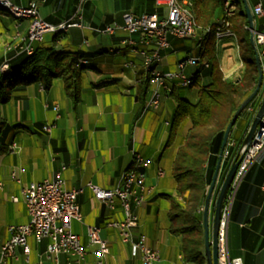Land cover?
<instances>
[{
    "label": "crops",
    "instance_id": "crops-1",
    "mask_svg": "<svg viewBox=\"0 0 264 264\" xmlns=\"http://www.w3.org/2000/svg\"><path fill=\"white\" fill-rule=\"evenodd\" d=\"M11 1L18 5L35 1L39 15L50 23L65 21L76 12L73 20H79L82 26L67 28L56 40L50 33L43 38L42 44L78 51L80 56L88 58V63L82 72L81 99L75 107L64 93L59 78H54L48 89H44L39 81H33L24 89L13 92L10 99L0 105V113L7 123L13 121L14 126H22V139H13L14 146L0 153V182L3 186L0 190L7 192L10 198L17 196V193L21 195V186L30 181L53 177L63 164L61 176L66 187H83L76 196L82 221L71 220V229L79 235L86 253L82 260L72 261L71 264H98L99 260L102 264H142L137 249L129 242L121 241L117 229L105 225L107 221L122 218L118 201H115L113 207H108L94 196L87 183L102 188L113 187L121 172L130 165L133 151L151 159L157 155L155 161H150L145 168V183L153 185V190L134 209L138 224L133 232L144 233L146 242L158 251L161 264H187L180 249V235L172 234L168 230V210L158 213L152 207L153 200L165 192L158 183V177L164 173L156 174V169L160 168L159 159L167 146L174 144L173 155L175 151L174 142L165 146L175 101L172 96L167 95L162 98L158 107H143L138 111L139 84L134 80L135 66L124 65L128 58L134 57L127 47L118 49L123 47L119 38L125 32L118 29L113 34H104L93 29L110 21L121 24V13L124 11L141 13L155 9L153 11L162 12L163 4H157L155 0ZM254 3L252 1L250 8ZM257 24L260 25L259 21ZM257 24L255 22V26ZM26 25V19L16 23L7 13L0 11V43L17 27L21 31L25 30ZM170 42L171 47L162 51V59L155 65L157 70L176 69V62L180 58L174 56L170 60L169 54L181 49L183 44L181 40L173 38ZM2 56L0 54V61ZM191 69L193 68L190 67L188 71ZM45 102L51 104L46 106ZM54 104L57 105L56 110L52 108ZM249 116L250 110L247 109L242 115L241 123L234 130L232 140L243 134V124ZM28 124L33 126L32 131ZM43 124H52L49 132L42 128ZM38 131L46 134L43 136L47 143L44 145V152L49 150L51 157H55L49 161L37 160L40 157L33 149L34 139L30 138L31 143L24 138L28 133L35 134ZM65 132H69L73 141L74 146L71 149L66 147ZM235 148L231 149L228 157H233L238 147ZM57 157L62 160H57ZM228 157L224 159L227 160ZM223 160L209 201V234L213 204L221 184L219 174L225 170ZM263 186L264 149L246 169L230 203L226 231L227 253L229 258H239L241 264H264ZM169 190L172 192L169 194L175 195L174 178ZM11 201L16 204L18 213L22 212L23 215L13 216V222L9 224L26 222L29 216L23 200L22 206L18 204L19 198ZM87 225L100 227V236L107 241V253L98 255L97 246L88 243ZM5 229V233L0 234V244L9 236L7 228ZM27 242L30 248L27 264H53L44 255V242H37L33 235L27 236ZM16 253L17 258H7L5 264H26L21 246L16 247ZM70 259L72 258L64 253L58 255L60 264H65Z\"/></svg>",
    "mask_w": 264,
    "mask_h": 264
},
{
    "label": "trees",
    "instance_id": "trees-1",
    "mask_svg": "<svg viewBox=\"0 0 264 264\" xmlns=\"http://www.w3.org/2000/svg\"><path fill=\"white\" fill-rule=\"evenodd\" d=\"M224 1L192 0L189 9L206 29L202 35L195 38L199 48L193 55L198 57L199 65L191 69L187 86H178L167 94L175 101L165 143V146L175 143L171 162L175 195L174 197L171 194L162 195L170 199L167 212L168 230L172 234L180 235V249L187 264H206L202 225L205 194L217 160L224 129L240 102L253 90L257 81L254 49L249 40L247 17L242 0H229V4L235 6V10L226 19L230 31L241 37L238 48L248 55L242 56L243 67L236 76H224L221 71L218 61L220 46H216L215 42L216 39L218 41L229 35L216 36V21L212 19L216 15L222 16L225 13ZM246 1L249 3L259 0ZM261 2L264 7V0ZM153 10L155 9L149 11ZM0 11L5 12L1 7ZM58 36L59 34H53V39L56 40ZM121 48L124 46L118 49ZM7 57H10L9 69L0 73V105L7 102L13 92L24 89L33 81H39L44 89H48L54 78L62 81L64 93L70 98L73 107L80 101L82 72L88 63V58L80 56L78 51L38 44L32 53L11 51ZM133 57L126 61L139 60ZM3 60L4 58L0 63ZM202 61L207 62V66H203ZM185 87L193 88L194 100L177 93V89ZM147 88L148 77L145 76L139 84L138 111L143 108ZM263 94L264 90L261 92L259 90L257 96L246 105L231 126L228 137L233 139L236 129L234 125L250 106L252 110L243 124L244 132L239 138L234 139L236 142L234 141L233 147L239 146ZM181 126L184 128V134L177 138V129ZM7 127V121L0 113V153L6 152L13 142V133H7ZM231 160L232 157L223 160L225 170L219 174L221 182Z\"/></svg>",
    "mask_w": 264,
    "mask_h": 264
},
{
    "label": "built area",
    "instance_id": "built-area-1",
    "mask_svg": "<svg viewBox=\"0 0 264 264\" xmlns=\"http://www.w3.org/2000/svg\"><path fill=\"white\" fill-rule=\"evenodd\" d=\"M155 2L163 4L162 12L145 11L134 13L132 11H124L121 13V24L110 21L101 27L93 29L96 32L104 34H113L118 29L123 30L125 35L119 38V42L124 45H129L131 42H140L141 45L157 46V53L155 55H147L132 50L131 53L144 66L146 59H157L158 63L162 59L161 48H169L171 38H174L176 35L195 37V33L188 30L186 10L176 11L172 0H155ZM15 5L18 6V13H33V28H28L25 41H21L18 46L11 48L16 53H30L34 49L35 42L41 41L44 34L51 32L55 24L69 27L82 26L79 20H73L76 12L71 18L53 24L44 20L39 15L35 1H31L25 6ZM250 9L251 12H254V19L259 21L261 26L257 28L254 22L253 36L261 66L264 67V8L262 2H255ZM216 25H218L217 21ZM228 26L229 23L227 21V25L224 26V33H216V36H226V30H230ZM193 57L196 58L194 55ZM128 63L132 64L133 62ZM190 67L192 66H187V63L181 64V67H176L175 69V77L167 78L179 80L180 86H185ZM166 91L167 93L170 92L167 89ZM156 97L152 96V101H155ZM52 108L56 110L57 105L54 104ZM51 126L52 124H44L43 129L49 132ZM234 145L235 142L232 139L226 142L222 153L223 157L229 156L230 150ZM13 146L14 144L11 143L10 149ZM263 149L264 113L257 124L250 142L240 156L224 197L217 231L219 264H241L239 258H229L227 253L226 231L228 213L235 190L246 169ZM130 162H132V175L126 177L125 187H118V181L110 188H102L92 183H87V185L92 189L94 196L108 207H113L115 201H118L123 216L121 219L111 220V227L117 229L121 241L129 242L137 249L141 263L161 264L158 251L146 242L144 233L133 232V228L138 224V216L134 209L140 206L145 201L147 195L153 190V185L145 183V168L149 165L150 159L141 154L140 157H131ZM63 168L64 165L62 164L53 177L30 181L21 186L20 193L29 218L24 223L9 224L7 226L9 236L0 244V264H5L7 258H17V246H21L27 264L30 250L27 242V236L29 235H33L37 242H44V255L53 264H60L58 255L61 253L72 258L65 264H71L72 261L78 262V253H86L85 246L80 241L79 235L71 229V220L82 221L76 196L82 191L83 187L67 188L64 178L61 176ZM163 173L162 168H157V175H162ZM12 176L15 177L14 172H12ZM1 186L2 183L0 182V188ZM11 199L14 201L18 200L17 196L14 195L11 196ZM99 231L100 227L97 225L86 226L88 243L96 245L97 253L101 255L108 252V246L107 241L100 236ZM98 264H102V261L99 260Z\"/></svg>",
    "mask_w": 264,
    "mask_h": 264
},
{
    "label": "rangeland",
    "instance_id": "rangeland-1",
    "mask_svg": "<svg viewBox=\"0 0 264 264\" xmlns=\"http://www.w3.org/2000/svg\"><path fill=\"white\" fill-rule=\"evenodd\" d=\"M259 1H263V0H259ZM251 3H252V1L249 2L248 5L250 6ZM22 6H25V5H22ZM0 7L2 9H4L5 12L16 23L20 22L21 20H25L26 19V18H24V19L16 18L13 15H11L10 11H8L4 6L0 5ZM223 7H224L223 10H224L225 15H226L227 18H228V16L230 14H233V12L235 10V6L232 5V4H229L227 2H223ZM220 16L216 15V16L213 17L212 20L213 21H217ZM195 20H196L195 22L197 24L196 29H195V37L188 36V37H184V38H174V39L181 40V42L183 44V47L181 49H179L178 51H176L175 53H173V54L170 53L169 54V59L170 60L174 56H176L177 58H181V57H185V56H191V55H193V53L197 52V49L199 48V46H197V42H196L195 38L198 37L199 35H202V33L205 32L206 29H205V26L203 27V25L197 21L196 18H195ZM253 20L257 24V21L254 19V16H253ZM53 24H55V23H53ZM257 26H258V24H257ZM247 28H248V25H247ZM16 31H20L22 35H25L26 31H27V25H26V29L22 30V31H21L20 28L17 27L14 30V32L7 39L4 38V40L1 41V43H0V54L3 55L2 58H4V60L0 63V73L4 72V71H7L9 69L8 59L10 57H7V54L9 52H11V51H14V50H11L9 47H10V44L12 43V41L13 42L15 41ZM62 32H63V30L60 31V33H62ZM50 33L51 32H46L44 34L43 38L48 37L50 35ZM52 34H54V33H52ZM240 38L241 37L239 35L233 34V35H230L228 37L220 38L218 41L216 39V42H215L216 46H218V45L220 46L218 48V51H219L218 52V61L220 63V68H221V71H222L224 76H229V77L236 76L239 73L240 69L243 67L242 56L243 55H248V54L244 50H240L238 48V44H240L239 43L240 42L239 41ZM42 40L35 42V46L38 45V44L43 45L42 44ZM33 50L30 53H32ZM124 65L130 66V67L131 66H135L134 67L135 70H136V74H134L135 75V77H134L135 83L140 84L145 76H147L149 78V74H148L149 70L145 69V66H144V64L141 61L136 60L132 64H126L125 63ZM197 65H199V62L197 63ZM193 67H195V66H193ZM150 87H151V84L149 83V80H148V88H147V93H146V97H145V100H144L143 107L155 108V107H151V106H146V103H147L148 97H149V93L151 92ZM263 90H264V83L261 85L260 92L263 91ZM177 93L179 95H182L184 97L189 98V100H194L193 88L192 87H185L183 89L179 88V89H177ZM160 94H161V97H160V102H161L162 98L167 96L166 94H168V93H165V91L161 90ZM160 102H159V104H160ZM45 103H47L48 105L51 104L49 102H45ZM247 108L249 110H252L250 106H248ZM241 119H242V116H240V118L237 120L236 124L234 125V128L239 126V124L241 122ZM13 123H15V122L12 121V123H7L8 127H7L6 131L9 134L13 133L14 141H19L20 139H22V131H20V130H22L21 129L22 126H19V125H15L14 126ZM29 126H30V131H32V129H34L33 126L32 125H29ZM149 127L150 126H148V128ZM42 128H43V126H42ZM24 131H27V130H24ZM33 134L34 133H28V136L24 137V138H27V140L29 142H31L30 138L34 139V141H33V144H34L33 149L35 151V154H37L40 157V158H36V159L40 160V161H44V159H45V161H49L50 159L55 158V157H51L52 154L50 153L49 150L44 152V150H46L44 145H46L47 143L44 141L43 136H46V134L43 133L42 131H38V132H35L34 135ZM183 134H184V128L181 126V127H179L177 129V138L181 137ZM24 136H26V135H24ZM64 139H65L66 147L68 149L73 148L74 145H73V141L71 140V137L69 135V132H65ZM154 139H153V141H154ZM173 147H174V144L167 146L166 149L164 150L162 156L160 157L159 162H158V166L160 168H162L163 171H164V174L161 177H158L159 179L157 178L158 179V183L160 184V186L163 187V191H165L163 194H167V195H169V193H172L169 189L171 187V184L173 183V177H172L171 168H170L171 159H172V155H173ZM39 149H41V150H39ZM156 156L157 155H155L152 159H151V157H149L150 161L154 162L155 159H156ZM57 160H62V158H60V157L58 158L57 157ZM155 182L156 181H153V183H155ZM17 196L19 198V203L18 204L22 206L23 205L22 197H21V195L19 193H17ZM171 196L174 197V195H171ZM11 200L12 199L10 198L9 194L7 192H5L3 189H1L0 190V234L1 233H5V230H6L5 228H7V225L9 223L13 222V220H12L13 216H17L18 214H22L23 215L22 212L18 213V210L16 209V207H17L16 204L12 203ZM169 203H170V199L168 197H166V195H162L161 194V195H158L153 200L152 207H153V209L155 211L158 210V213H163L164 210L165 211L168 210V208L170 206ZM10 204H12V205H10ZM12 210H14V211L11 212ZM21 211H22V207H21Z\"/></svg>",
    "mask_w": 264,
    "mask_h": 264
},
{
    "label": "bare ground",
    "instance_id": "bare-ground-1",
    "mask_svg": "<svg viewBox=\"0 0 264 264\" xmlns=\"http://www.w3.org/2000/svg\"><path fill=\"white\" fill-rule=\"evenodd\" d=\"M173 2V7L176 11H183L186 10V17L188 18V30L190 32H194L195 33V29H196V20L195 17L193 15V13L191 12V10L189 9V6H191V2L192 0H172ZM224 2L229 3V0H225ZM0 5L4 6L8 11H10L11 15H13L16 18H20V19H27V31L25 35H22L20 31H16V35H15V41L10 44V49L18 46L19 43L21 41H25V37L28 34V28H33V13H18V6H16L11 0H0ZM253 16H254V12H252ZM19 19V20H20ZM217 24L215 26V34L216 33H224V26L227 25V19H226V15L225 13L220 16L217 20ZM67 28H69V26H65L62 24H55L53 26V29L51 30V33L54 34H60V31H64ZM234 33L230 30H226V36H230L233 35ZM187 37L186 35H176L174 36V38H184ZM173 38V39H174ZM17 39V40H16ZM253 40H254V44H255V38L253 36ZM85 42H87L85 40ZM123 46L128 48V51L131 53L132 51L135 52H142L144 54L147 55H155V53H157V46H153V45H141L140 42H131L129 43V45H124ZM167 48H161V55H162V51L166 50ZM132 55L134 56V54L132 53ZM260 60V59H259ZM85 61V60H84ZM128 62H133L131 60L129 61H125L126 64H129ZM187 63V66H196L198 63V57L196 56L193 57V55L191 56H187L185 58H181L176 62V67H181V64ZM157 64V59H146L145 61V69L149 70L148 74H149V83H151V92L149 93V97H148V101L146 104H148V106L151 107H157L159 105L160 102V97H161V90L165 91V93H167L166 89L169 91H172V89L180 86V81L179 80H174V79H168L167 77H175V70H168V71H160L157 70L155 68V65ZM203 66H207V62L202 61ZM261 64V62H260ZM262 84H263V74H264V67H262ZM156 77V78H155ZM190 77H191V72L189 71L188 73V78L186 79V85L187 86L189 84L190 81ZM167 95V94H166ZM152 96H157L155 101H152ZM232 138H227L226 142L229 141ZM226 146V144H225ZM225 146L222 150V153L225 149ZM140 153L133 151L131 154V157H140ZM226 158L223 157L222 154V160ZM156 174H157V169H156ZM132 175V162H130V165L124 169L118 179V187H125L126 186V177H129ZM230 184V183H229ZM105 225L107 227H111V220L107 221L105 223ZM219 226V225H218ZM85 253H78V261L82 260L84 258ZM142 264H147V263H142Z\"/></svg>",
    "mask_w": 264,
    "mask_h": 264
},
{
    "label": "water",
    "instance_id": "water-1",
    "mask_svg": "<svg viewBox=\"0 0 264 264\" xmlns=\"http://www.w3.org/2000/svg\"><path fill=\"white\" fill-rule=\"evenodd\" d=\"M242 2L244 5V13L247 17V25L249 29V40L254 49L255 65L257 69V81L255 83L253 90L248 94V96H246L240 102V104L238 105L234 113L232 114L229 122L227 123L224 129L221 144H220V149L217 155V160H216L214 170L211 175L210 183L208 185V188L205 194L204 203L202 206V225H203V241H204V253H205L206 264H219L218 251H217V231H218L219 218H220V213H221L224 197L227 192L229 183L232 179V176L235 172L236 166L239 162L240 156L242 152L245 150V148L247 147L248 143L250 142L252 135L257 128V124L261 116L264 113V94H263L262 99L259 102L255 112L253 113L249 121L246 131L239 143V146L235 154L232 157V160L228 166V169L224 175V178L219 186V189H218V192L215 197L214 204H213L211 231L209 234L208 220H207L208 207H209L210 197H211L212 191L214 189V186L217 180L219 167H220L221 160H222V150L226 144V140L228 138L231 126L233 125V123L235 122L236 118L239 116L241 111L246 107V105L257 95L262 85V68H261L259 56L256 51V47H255L254 40H253V30H254L253 14L251 12L250 6L248 5L247 1L242 0Z\"/></svg>",
    "mask_w": 264,
    "mask_h": 264
}]
</instances>
